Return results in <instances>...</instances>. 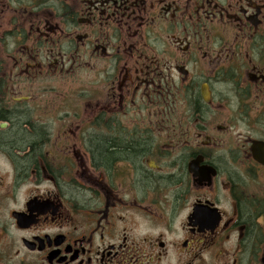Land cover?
Instances as JSON below:
<instances>
[{
    "label": "flooded vegetation",
    "instance_id": "obj_1",
    "mask_svg": "<svg viewBox=\"0 0 264 264\" xmlns=\"http://www.w3.org/2000/svg\"><path fill=\"white\" fill-rule=\"evenodd\" d=\"M0 264H264V0H0Z\"/></svg>",
    "mask_w": 264,
    "mask_h": 264
}]
</instances>
